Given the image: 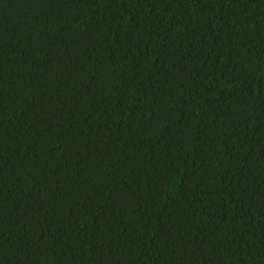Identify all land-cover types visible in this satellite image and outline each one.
I'll return each instance as SVG.
<instances>
[{
    "label": "trees",
    "instance_id": "trees-1",
    "mask_svg": "<svg viewBox=\"0 0 264 264\" xmlns=\"http://www.w3.org/2000/svg\"><path fill=\"white\" fill-rule=\"evenodd\" d=\"M0 264H264V0H0Z\"/></svg>",
    "mask_w": 264,
    "mask_h": 264
}]
</instances>
